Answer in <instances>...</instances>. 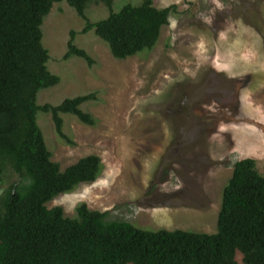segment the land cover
Wrapping results in <instances>:
<instances>
[{
	"label": "rangeland",
	"instance_id": "1",
	"mask_svg": "<svg viewBox=\"0 0 264 264\" xmlns=\"http://www.w3.org/2000/svg\"><path fill=\"white\" fill-rule=\"evenodd\" d=\"M116 0L118 11L126 3ZM175 6L151 52L116 59L94 32L77 44L96 60H65L72 30L85 27L66 1L45 18L44 45L50 70L61 77L39 94V103L60 104L96 91L99 100L84 109L98 119L86 126L64 115L74 145L56 132L52 116L39 113L53 160L64 171L80 159L99 155L103 171L96 183L56 197L74 217L86 203L149 230L185 229L214 233L223 191L235 162L254 158L264 174V0H155ZM88 15H108L93 2ZM19 176L8 168L3 195ZM239 264H244L241 253Z\"/></svg>",
	"mask_w": 264,
	"mask_h": 264
},
{
	"label": "trees",
	"instance_id": "2",
	"mask_svg": "<svg viewBox=\"0 0 264 264\" xmlns=\"http://www.w3.org/2000/svg\"><path fill=\"white\" fill-rule=\"evenodd\" d=\"M66 1L85 20L72 30L64 59L96 60L77 44L94 32L116 59L151 52L176 7L158 8L155 0H0V185L11 168L19 180L0 196V264H264V174L254 158L234 164L223 191L214 233L185 229L149 230L81 203L74 217L63 207L48 208L56 197L96 183L103 171L99 155L80 159L66 170L53 160L39 113L52 116L58 135L71 145L64 115L86 126L98 119L84 105L99 100L96 91L69 97L60 104L39 103L42 90L61 77L49 68L44 22L57 3ZM103 3L108 15L91 20L88 9Z\"/></svg>",
	"mask_w": 264,
	"mask_h": 264
}]
</instances>
